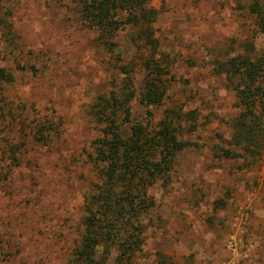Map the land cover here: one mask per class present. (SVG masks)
<instances>
[{
    "label": "rangeland",
    "instance_id": "1",
    "mask_svg": "<svg viewBox=\"0 0 264 264\" xmlns=\"http://www.w3.org/2000/svg\"><path fill=\"white\" fill-rule=\"evenodd\" d=\"M254 1L152 2L154 36L169 64L167 94L162 106L133 101L132 120L145 123L150 110L155 125L176 104L196 110L199 125L185 137L193 147L176 157L169 181L149 190L154 207L142 219L144 243L133 264H264V150L260 157H217L231 148L240 109L225 79L211 72L215 60L235 55L245 42L264 53V31L248 11ZM0 5L11 11L14 28L9 35L0 30V68L16 79L11 93L42 115L66 120L61 139L33 145L31 161L25 158L8 187L0 186V233L23 241L14 264H66L79 239L84 194L102 183L90 163L100 131L89 108L110 87L112 58L96 32L80 24L77 0ZM128 34L115 39L124 62L134 56ZM133 62L140 92L144 75ZM7 258L0 264H11Z\"/></svg>",
    "mask_w": 264,
    "mask_h": 264
},
{
    "label": "trees",
    "instance_id": "2",
    "mask_svg": "<svg viewBox=\"0 0 264 264\" xmlns=\"http://www.w3.org/2000/svg\"><path fill=\"white\" fill-rule=\"evenodd\" d=\"M77 1L80 24L94 30L98 45L111 55L113 76L108 90L97 95L89 108L100 131L90 163L102 183L84 194L79 239L66 264H133L144 243L142 219L154 207L149 190L158 182L165 185L176 157L193 147L185 137L197 130L199 114L174 104L162 112L155 125H151L150 110L145 123L132 120L133 101L147 108L162 106L167 94L169 64L154 36L158 11L153 0ZM248 11L263 32L264 2L255 0ZM10 17L11 11L0 5V30H6L7 35L14 30ZM124 31L129 32L134 49L127 62L115 40ZM240 50L215 60L211 70L228 83L240 109L231 123V148L217 155L225 159L244 154L260 157L264 150V53L256 55L252 42H245ZM134 60L144 75L140 92L134 82L138 67ZM15 83L14 75L0 68V186L4 187L12 182L10 174L25 158L31 161L33 145L60 140L66 126L64 117L42 115L34 102L26 104L13 95ZM9 192L18 194L11 186ZM16 236L0 233V257L7 255L11 264L20 261L24 252L23 241Z\"/></svg>",
    "mask_w": 264,
    "mask_h": 264
}]
</instances>
